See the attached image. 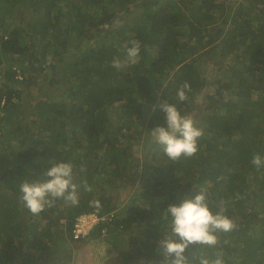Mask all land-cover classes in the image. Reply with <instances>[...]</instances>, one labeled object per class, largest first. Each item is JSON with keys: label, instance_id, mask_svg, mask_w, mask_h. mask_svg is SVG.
<instances>
[{"label": "trees", "instance_id": "trees-1", "mask_svg": "<svg viewBox=\"0 0 264 264\" xmlns=\"http://www.w3.org/2000/svg\"><path fill=\"white\" fill-rule=\"evenodd\" d=\"M133 40L141 45L137 63L114 68ZM203 59L218 67L209 86L197 66ZM50 70L56 86H69L53 99L40 94L25 113L17 109L22 85ZM185 82L192 90L178 102ZM165 103L183 116L198 109L203 135L194 155L170 159L152 139L151 130L166 127ZM25 114L37 145L13 146ZM0 142L8 160L0 167V264H63L50 258L56 247L99 238L117 246L135 231L137 264H164L165 212L200 192L214 214L224 202L234 228L216 232L214 246L190 245L191 264L217 256L223 264H264V167L251 163L264 156V0H0ZM55 163L73 165L78 203L55 199L33 215L20 185L46 181ZM81 214L113 217L74 241Z\"/></svg>", "mask_w": 264, "mask_h": 264}, {"label": "clouds", "instance_id": "clouds-1", "mask_svg": "<svg viewBox=\"0 0 264 264\" xmlns=\"http://www.w3.org/2000/svg\"><path fill=\"white\" fill-rule=\"evenodd\" d=\"M140 48L139 41H131V47L126 48L125 59L113 60L112 66L121 69L135 65ZM191 90L187 82L181 85L176 92L177 101H186ZM160 107L165 113L166 127L157 126L151 130L152 138L164 146V151L170 159L175 160L181 155H194L198 147L197 141L203 135L202 130L195 126L191 117L181 115L174 104L165 103ZM251 163L257 169L264 167V156L253 155ZM45 175L49 179L44 182L25 181L20 185L21 200L33 215H38L46 206H51L55 199L62 198L71 205L78 203V185L73 183L71 163H55ZM224 212V202L221 201L214 214L209 208L204 192L197 194L194 199H183L179 206L170 205L165 217H171V233L160 242L164 264H191L184 255L190 245H216V232H228L234 228V224ZM198 264H223V259L220 256L211 260L199 257Z\"/></svg>", "mask_w": 264, "mask_h": 264}, {"label": "rangeland", "instance_id": "rangeland-1", "mask_svg": "<svg viewBox=\"0 0 264 264\" xmlns=\"http://www.w3.org/2000/svg\"><path fill=\"white\" fill-rule=\"evenodd\" d=\"M14 17L16 16L14 15ZM112 26L114 28L115 25L113 24ZM91 38L88 39L89 43L88 45H86V48L93 45V43L98 39L96 36H92ZM224 63H226V61ZM197 66L199 67L200 74L206 80L208 86L211 85L212 82H214L219 77V72L217 71L218 67L212 66L207 62V59L199 61L197 63ZM59 71L60 69L57 70V73ZM44 74L45 76H41L36 84L31 83L29 87H23L22 85V93L20 96L21 101H19L18 104L16 103V106L18 107L17 109L24 111L25 113L40 94L48 99H53L55 96L61 94V92L69 86L67 84H62L60 86L61 88L56 86L57 78L56 76H53L54 73L51 70L48 73L45 72ZM210 91L211 89H208V92H206L205 90L203 92H200V96H198V100L196 103L197 107H202V105H204V94H208ZM197 111L198 109L193 110L191 112L192 114L188 115L193 119L196 127H198V123L200 120L198 116H195V113ZM27 114H25L26 118L23 120L24 129H21L14 135V139L12 140L13 146H18V144L28 146L37 145L34 139L35 130L31 127L32 117L28 116ZM140 118L141 119L139 125L144 130L146 129L147 116L142 114ZM29 128L31 129L29 130ZM28 130L30 133H27ZM152 139L148 137L147 140H143V145ZM6 147V142H0V167L1 163H7L8 161L6 158ZM138 151V148L134 150V152L137 153L136 155H138ZM133 185V187L131 185H128L126 189H124V192H122L120 189V198H123V193L128 196L132 195L131 193L133 188L135 189L136 187H138L137 184ZM136 234V231L124 234V236L120 238L119 241L121 242H119L117 246L113 244H107L102 241V238H99L90 239L80 246H73L69 249H57L56 247L51 251L50 258L59 260L60 263L63 264H137L139 261L141 262L142 259L140 258V250L135 253V247L133 246V240H136Z\"/></svg>", "mask_w": 264, "mask_h": 264}, {"label": "built area", "instance_id": "built-area-1", "mask_svg": "<svg viewBox=\"0 0 264 264\" xmlns=\"http://www.w3.org/2000/svg\"><path fill=\"white\" fill-rule=\"evenodd\" d=\"M113 214L97 216L94 214H81L75 220L71 230V238L74 241L87 239L89 234L99 225L111 222ZM105 229L102 230V233Z\"/></svg>", "mask_w": 264, "mask_h": 264}]
</instances>
